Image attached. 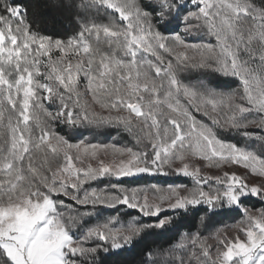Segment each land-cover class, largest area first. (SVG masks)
I'll return each instance as SVG.
<instances>
[{
    "label": "snow or ice",
    "instance_id": "snow-or-ice-1",
    "mask_svg": "<svg viewBox=\"0 0 264 264\" xmlns=\"http://www.w3.org/2000/svg\"><path fill=\"white\" fill-rule=\"evenodd\" d=\"M75 7L79 31L61 39L34 30L23 3L0 0V264H97L100 251L123 250L171 225L166 213L200 206L202 225L228 212L243 219L233 235L218 229L215 244L185 234L146 253L143 264H264V208L243 205L250 196L264 203V153L222 136L264 142V0ZM99 8L118 22L95 23L89 13ZM176 21L180 30L169 32ZM189 69L238 83L219 91L186 82ZM57 125L115 127L134 143H73ZM142 174L193 183L128 186ZM121 205L137 215L88 222Z\"/></svg>",
    "mask_w": 264,
    "mask_h": 264
},
{
    "label": "trees",
    "instance_id": "trees-1",
    "mask_svg": "<svg viewBox=\"0 0 264 264\" xmlns=\"http://www.w3.org/2000/svg\"><path fill=\"white\" fill-rule=\"evenodd\" d=\"M18 2L23 3L27 9V18L32 24L33 29L42 34L65 39L79 31L77 18L80 13L75 5L80 0H18ZM257 3H259V0H257ZM89 16L95 23L101 25L118 22L111 10H107L106 8L92 9ZM180 27V22L176 21L169 26L168 31L178 32ZM194 39H200V37H188L189 42H198ZM205 39L207 38L205 37ZM93 44H95V41H93ZM100 46L102 48L105 47L103 44ZM182 79L186 82L206 83L208 86L219 91H229L235 88L238 83L234 78L223 76L212 69H189L187 72L182 73ZM57 130L73 143L79 140H86L91 143H115L120 146L134 143L133 138L128 133L115 127H79L69 129L66 125H57ZM250 131L259 132V129H250ZM259 134L264 135V133ZM222 136L258 154L264 153V142H260L254 138H245L241 134L232 131L223 132ZM125 179L127 180L128 178ZM133 179L134 181L128 184V186L157 185L165 187L168 184H186L191 187L193 183L189 177L165 176L163 174L155 176L142 174L139 178ZM92 186L103 187L104 185L102 183H94ZM67 202L71 203V201ZM243 205L248 208H264V203H261L258 197H248L243 201ZM166 214L175 217L171 225L165 229L147 230V234H143L141 238H137L132 246L123 250H110L107 253L100 251L96 256L97 264H143L146 259V253L154 250L168 249L185 234L191 235L196 232H199L202 236L209 237L208 243L215 244V240L212 237H214L218 229L224 228L225 231H229L232 229L231 226L233 224L243 219L240 213L228 212L214 217L208 216L202 225L200 218L206 215L204 206H200L198 210L195 208L189 209L187 215L183 212H169ZM114 215H119L122 221H126L132 216L137 215V213L135 210H129L121 205L118 206L117 210L102 209L97 217L90 218L88 222H103L105 218ZM143 220L145 223L152 222L147 218H143Z\"/></svg>",
    "mask_w": 264,
    "mask_h": 264
},
{
    "label": "rangeland",
    "instance_id": "rangeland-1",
    "mask_svg": "<svg viewBox=\"0 0 264 264\" xmlns=\"http://www.w3.org/2000/svg\"><path fill=\"white\" fill-rule=\"evenodd\" d=\"M202 171L205 172L208 175L220 174V170L215 169V168H202ZM240 171H242V169H240ZM225 233L227 235H233L234 230L233 229H230L229 231H225Z\"/></svg>",
    "mask_w": 264,
    "mask_h": 264
}]
</instances>
